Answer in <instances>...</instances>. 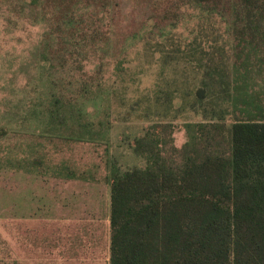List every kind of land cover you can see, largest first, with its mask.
I'll use <instances>...</instances> for the list:
<instances>
[{
  "label": "trees",
  "instance_id": "obj_1",
  "mask_svg": "<svg viewBox=\"0 0 264 264\" xmlns=\"http://www.w3.org/2000/svg\"><path fill=\"white\" fill-rule=\"evenodd\" d=\"M4 9L6 20L21 11L40 29L19 63L36 108L18 99L14 114L69 139H106L104 73L145 34L165 41L190 15L228 29L233 63L264 59V0H0ZM234 111L228 125L194 124L180 147L165 123L134 140L145 164L109 176L108 264H264V112Z\"/></svg>",
  "mask_w": 264,
  "mask_h": 264
},
{
  "label": "rangeland",
  "instance_id": "obj_2",
  "mask_svg": "<svg viewBox=\"0 0 264 264\" xmlns=\"http://www.w3.org/2000/svg\"><path fill=\"white\" fill-rule=\"evenodd\" d=\"M6 15L5 9L0 11V264H108L109 176L111 170L145 164L132 149L137 137L165 123V137L180 147L196 123L230 124L234 114L241 115L234 111L236 106L246 115L264 112L263 56L257 52L233 63L228 29L211 15H190L165 41L151 34L134 41L104 73L110 103L106 139L76 140L53 130L43 132L36 117L14 114L18 99L23 100L16 103L22 110L36 108L32 105L37 93L30 91L32 85L23 88L27 74L19 63L40 29L24 20L21 11L11 21ZM47 76L42 73L43 81ZM5 97L12 101L6 105L8 112ZM69 162L78 175L72 226L57 221L53 196H47L54 169ZM21 182L24 192H32L28 200L42 203L38 195L45 194L40 197L49 202L45 221H11L13 209L25 208L8 202L14 183Z\"/></svg>",
  "mask_w": 264,
  "mask_h": 264
},
{
  "label": "crops",
  "instance_id": "obj_3",
  "mask_svg": "<svg viewBox=\"0 0 264 264\" xmlns=\"http://www.w3.org/2000/svg\"><path fill=\"white\" fill-rule=\"evenodd\" d=\"M54 177V184L49 188L48 190V198L50 195L53 196L52 203H53V209L55 210V213L57 214V221L58 222H68L72 226V222L76 223V219L73 218L75 215L74 209H76V200L78 198L77 195V172L74 168H72L71 163H64L63 166H58L54 169L53 173ZM17 182V181H16ZM15 185V186H14ZM14 187L12 188L13 191H10V199H8V202L11 201L18 204H25V208L20 209L21 211L12 210L13 216H11V221L16 222L18 221H26L27 218L29 221L28 223H35L33 221L36 220H46L47 216V208L49 202L46 201V203L43 201L41 196H45V194L38 195L39 200L41 202H32V199L28 200L27 197L29 195V198H32V192L27 194V192H24L25 190V183H14ZM19 186L20 190L16 187ZM23 188V189H22ZM18 189V190H17ZM45 189V188H44ZM36 190V189H35ZM21 191V192H19ZM37 194V190L36 193ZM34 194V195H35ZM36 199V198H35ZM34 199V200H35ZM50 200V198H49ZM16 206V205H13ZM40 207V208H39ZM75 212V213H73ZM60 214V215H59ZM65 217V218H64ZM64 218V219H63ZM36 219V220H34Z\"/></svg>",
  "mask_w": 264,
  "mask_h": 264
}]
</instances>
